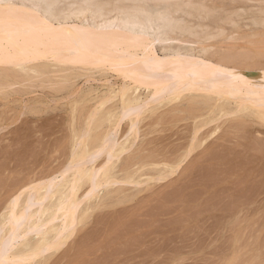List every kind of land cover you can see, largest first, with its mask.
<instances>
[{
	"label": "rangeland",
	"instance_id": "obj_1",
	"mask_svg": "<svg viewBox=\"0 0 264 264\" xmlns=\"http://www.w3.org/2000/svg\"><path fill=\"white\" fill-rule=\"evenodd\" d=\"M238 23L240 35L260 31L251 25L245 26L248 24L245 20ZM231 28L225 26V32L234 31ZM217 39L211 42L216 46L214 51L220 47V52H226L229 47L226 44L230 42L223 37ZM234 45L233 51L244 48L238 53L252 51L254 56L245 61L250 64L249 69L255 64L264 66L263 44L251 46L235 42ZM220 52H216L214 59H219ZM255 52L262 54L261 58L255 57ZM232 64L234 66V63L229 66ZM48 70L41 76L29 73L32 79L14 72L15 79L12 72L8 73L7 80L0 76V82L3 81L0 83L1 216L8 212L11 199L21 195L19 201H23L30 188L45 184L54 175L59 176L69 161L75 137L85 128L83 124L94 112H90L92 108L102 100L103 93L110 85L117 89L128 82L108 69L104 72L70 67L71 71L63 74L54 72V67ZM3 72L0 74L4 75ZM9 83L18 84L6 88ZM141 91V96H145L146 92ZM185 93H180L178 101L164 103L156 111L142 114L137 123V135L124 143L126 150L119 157L117 167L131 166L128 170L131 179L150 176L157 180L159 171H152V165L159 163L161 171H165V163L174 166L173 173L163 180H148L139 186L117 183L115 188H121L117 195H105L109 185L98 188L99 197L107 199L102 206L89 211L85 221L75 225L74 233L60 248L35 259L32 264H84L87 261L88 264H264L263 121L255 116V106L239 100L231 99L222 109H213L212 114L209 108L217 102L208 100L203 94L188 98ZM118 99L109 100L98 112L108 109L118 112ZM213 117L219 119L215 122ZM128 121L120 123L117 133L120 141L128 131ZM100 122H97L100 127L97 125L93 130L94 136L102 137L113 127L106 121ZM194 128L200 130L195 139ZM101 162L103 158L96 166ZM115 175L121 176V173ZM28 185L30 187L25 190ZM81 185L78 195L84 194L89 187L84 179ZM93 202L86 205L92 209Z\"/></svg>",
	"mask_w": 264,
	"mask_h": 264
},
{
	"label": "bare ground",
	"instance_id": "obj_2",
	"mask_svg": "<svg viewBox=\"0 0 264 264\" xmlns=\"http://www.w3.org/2000/svg\"><path fill=\"white\" fill-rule=\"evenodd\" d=\"M3 2L5 6L9 3L16 5L10 11L7 7L0 9V72L5 71L0 76L4 80L11 72L14 79L17 77L14 73L22 77L31 76L32 79L29 73L41 76V73L54 67V72L63 74L66 70L71 71V67L108 69L128 82L122 81L124 85L117 89H113L114 86L110 88L112 85L107 83L109 89L90 111L94 112L87 115V122L83 124L85 128H81L75 137L69 161L59 176L54 175L48 181L44 179V182L47 181L45 184L41 180L42 184L26 191L23 201H19L20 193L19 197L9 201L8 212L0 215V264H32L35 259L60 248L63 241L74 233L75 225L83 223L89 211L101 207L107 200L104 196L99 197L98 188L109 185L105 195L110 196L117 195L121 190L115 188L117 183L139 186L148 180L153 181L154 178H146V174L141 176L145 179H131L128 171L131 166L127 164L117 168L119 157L125 152L124 143L130 141L129 137H136L137 123L142 114L152 113L164 103L180 100L181 92H186L188 98L203 94L208 100L217 102L210 105L212 114L213 109H222L231 99L255 106V116L264 124V66L255 64L253 69H249L250 64L245 61L254 56L252 51H246L247 54L243 51L238 53L243 47L238 52V48L235 51L231 49L235 42L264 45V0H45L49 7L39 12L28 7L35 0ZM240 20L248 22L245 26L251 25L260 31L238 34ZM227 25L234 31L225 32ZM221 37L234 44L230 46L227 43L226 52H220L219 47V59L216 60L214 57L218 51H214L215 45L211 42ZM258 55L255 52V57ZM15 61L20 62L12 65ZM231 63L234 66H229ZM54 72L51 74H57ZM68 77L61 80L65 82ZM16 84L9 83L4 87L11 88ZM141 90L146 92L143 97ZM116 97L119 98L118 112L110 109L98 112ZM98 113L102 114H99L101 117L97 116ZM95 116L99 117L96 124ZM207 118L204 120L207 121ZM102 119L113 127L109 131L107 127L108 132L105 131L102 137L94 136L93 130L99 126V120L103 122ZM125 119L130 124L125 138L120 141L117 133ZM92 123L95 125L91 126ZM199 131V128H194V139ZM100 158L103 162L96 166ZM165 164V171L159 170L160 163L152 165V171H159L158 181L173 173L174 166ZM117 169L121 176L115 175ZM83 179L89 187L84 194L78 195ZM90 201L93 202L92 209L86 205L88 202L90 205ZM4 210L7 211V208ZM85 263L88 264V261Z\"/></svg>",
	"mask_w": 264,
	"mask_h": 264
},
{
	"label": "snow or ice",
	"instance_id": "obj_3",
	"mask_svg": "<svg viewBox=\"0 0 264 264\" xmlns=\"http://www.w3.org/2000/svg\"><path fill=\"white\" fill-rule=\"evenodd\" d=\"M4 7H7V9L10 11L14 7H16V5L9 3L5 6L3 0H0V9H3ZM28 7H30L33 11L39 12L42 9L49 7V5L45 2V0H35V2Z\"/></svg>",
	"mask_w": 264,
	"mask_h": 264
}]
</instances>
